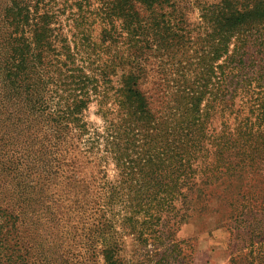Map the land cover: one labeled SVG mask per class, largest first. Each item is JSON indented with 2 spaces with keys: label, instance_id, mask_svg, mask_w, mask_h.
<instances>
[{
  "label": "trees",
  "instance_id": "trees-1",
  "mask_svg": "<svg viewBox=\"0 0 264 264\" xmlns=\"http://www.w3.org/2000/svg\"><path fill=\"white\" fill-rule=\"evenodd\" d=\"M184 9L176 0H0L1 168L47 212V202L64 201L51 189L82 186L66 175L76 143L104 145L125 191L109 186L85 200L102 218L120 200L122 212L108 222H119L144 258L126 262L100 232L105 264H183L177 231L213 200L221 199L222 217H254L253 234L264 222L245 203L243 183L264 159V0L200 4L195 27ZM193 44L194 80L176 106L154 110L141 88L147 62ZM94 98L102 130L83 116ZM228 111L236 125L210 130ZM78 256L64 247L54 261L80 264Z\"/></svg>",
  "mask_w": 264,
  "mask_h": 264
},
{
  "label": "rangeland",
  "instance_id": "rangeland-1",
  "mask_svg": "<svg viewBox=\"0 0 264 264\" xmlns=\"http://www.w3.org/2000/svg\"><path fill=\"white\" fill-rule=\"evenodd\" d=\"M176 1L185 8L189 24L195 27L199 22V5L217 0ZM197 49L198 44H193L192 49L178 48L151 57L147 62V80L141 88L150 98L154 110L165 111L166 106H176V100L184 93L185 86L194 80L192 69L198 61ZM59 87L65 89L64 86ZM108 107L115 106L110 102L105 106ZM236 115V112L232 114L228 111L224 117H215L210 130H220L225 121L234 127ZM83 116L92 130L104 129L101 107L96 98L83 112ZM76 144L77 149L73 153L77 154V158L74 167L69 168L66 175L75 174V180L82 186L77 188V182L75 190H70V186L64 184L61 188L51 189L53 199L61 197L64 201L47 202V212H43V205L40 208L24 199L26 194L16 187L20 177L6 174L1 168L6 166V162L0 160V264H55V257L63 253L64 247L78 257L82 256L79 258L80 264H105L100 232L110 242L117 243L118 254L126 262L144 259L137 252L135 238L123 231L119 222H108L112 215L116 213L117 218L122 212L121 201L120 207H116L112 213L107 212V217L102 218L98 216L102 209L85 200L88 191L95 198L96 195H104L109 186H115L119 192L125 191L123 182L119 183L123 181L121 172L105 153L104 145L91 151V145L85 141L80 140ZM256 162V172L243 179L247 197L245 203L249 204L254 215L259 216L263 211L264 218V159ZM66 180L70 182V179ZM222 180L225 185L230 180L234 185H241L238 177H219V182ZM219 202L221 204V199ZM219 202L213 200L210 209L205 212L203 209L191 211L189 219L180 225L176 235L183 241V264H264V222L253 234L251 225H255L254 217L249 214L235 220L222 217Z\"/></svg>",
  "mask_w": 264,
  "mask_h": 264
}]
</instances>
